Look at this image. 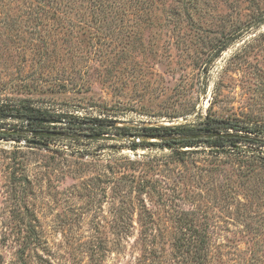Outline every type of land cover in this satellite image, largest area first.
Wrapping results in <instances>:
<instances>
[{
  "label": "rangeland",
  "instance_id": "obj_1",
  "mask_svg": "<svg viewBox=\"0 0 264 264\" xmlns=\"http://www.w3.org/2000/svg\"><path fill=\"white\" fill-rule=\"evenodd\" d=\"M60 1L66 17L0 1V101L40 108L42 127L62 133L0 138V219L19 217L5 157L26 162L40 235L30 264H181L170 236L182 211L200 218L219 264H264V144L203 138L177 160V147L115 128L263 126L264 0H108L103 12ZM97 120L112 138L83 135ZM149 218L165 235L153 243L140 233Z\"/></svg>",
  "mask_w": 264,
  "mask_h": 264
},
{
  "label": "trees",
  "instance_id": "obj_2",
  "mask_svg": "<svg viewBox=\"0 0 264 264\" xmlns=\"http://www.w3.org/2000/svg\"><path fill=\"white\" fill-rule=\"evenodd\" d=\"M2 1V0H0ZM13 1V0H10ZM36 4L45 7L48 5L52 12L48 8H44L45 16L51 18H57L58 13H61L63 17L67 16L68 7L65 5L62 9L58 8L60 0H32ZM89 1V0H88ZM90 2V1H89ZM31 3V0H29ZM108 0H91V8L98 9L103 12L106 5H109ZM50 5V6H49ZM72 6H70V9ZM99 18L100 13L95 14ZM44 113L40 108L29 107L27 105H21L18 103L0 101V129H16L23 130L27 129L30 131H46V132H58L44 129ZM12 120H18L22 124L16 125L10 123ZM9 126H6L9 124ZM90 132L83 133V135L90 134H103L108 133L109 129L99 120L95 121L94 124L90 125ZM118 134H127L129 136H186L191 134L199 133L198 130H194L193 127L182 124L175 126H145L139 129L130 130L128 127H115ZM200 132L212 133L220 132L221 136L205 137L204 140L208 145H216L223 147L225 144L234 146L237 142H251L264 144V139L259 136L264 134L263 126H239L232 121H225L222 119H209L204 122L200 127ZM232 134V135H227ZM68 136H71L67 134ZM34 136V135H33ZM18 138L23 137L18 134H4L0 133V138ZM42 139H53L54 136L35 135ZM203 138H182V139H164L161 143L169 147H177L173 150L172 156L177 160L182 159L185 155L196 152V150H182L181 147H193L197 145V142ZM26 140V147L40 148L41 141L36 139ZM145 141L131 142V148L135 149L139 145H144ZM149 142V141H147ZM149 144V143H148ZM180 147V148H178ZM234 147H231V149ZM20 150V149H16ZM217 151L219 149H216ZM234 150V149H232ZM20 151H11L5 158L8 159L6 166V175L8 182L12 185L10 189L13 192L14 197V209L17 211L18 219L15 222L11 221V218L6 221L3 217L0 219V264H30V252H33L40 244V235L34 229L35 217L33 213L29 212L28 204L26 202L25 192L27 191L26 183L27 178L24 173L26 168V162L22 155L17 154ZM12 197V194H10ZM9 211V213L13 211ZM20 213L24 216L20 217ZM141 224L140 233L143 235L142 239L145 241L148 236L151 237L150 243H153L156 235L158 238H163L165 235L158 232L153 234L154 231L158 230L157 226H154L153 220L149 218L146 221L139 219ZM174 230L170 236V248L174 258L177 259L181 264H219L215 250L211 243L210 234L204 229H200L201 222L200 218L194 213L188 211H182L179 215L174 218ZM204 224V223H202ZM161 231V230H160ZM7 249H13L12 257L7 260L4 252ZM145 249V248H144ZM149 253H155L156 249L150 245ZM161 262V261H160Z\"/></svg>",
  "mask_w": 264,
  "mask_h": 264
},
{
  "label": "water",
  "instance_id": "obj_3",
  "mask_svg": "<svg viewBox=\"0 0 264 264\" xmlns=\"http://www.w3.org/2000/svg\"><path fill=\"white\" fill-rule=\"evenodd\" d=\"M0 133H4V134H18V135H44V136H61L62 133L61 132H46V131H30L27 129H23V130H16V129H0ZM222 133L220 132H212V133H196V134H191V135H186V136H173V137H163V136H146L147 138H151V139H155V140H164V139H182V138H205V137H214V136H221ZM227 135H232V134H227ZM87 138H92V139H107L109 136L107 133H103V134H86L84 135ZM134 137H137V135H132ZM18 141V139H17ZM30 141V140H29ZM28 141V142H29Z\"/></svg>",
  "mask_w": 264,
  "mask_h": 264
}]
</instances>
